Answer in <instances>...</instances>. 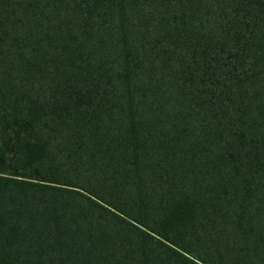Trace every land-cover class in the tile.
Masks as SVG:
<instances>
[{
    "label": "trees",
    "instance_id": "obj_1",
    "mask_svg": "<svg viewBox=\"0 0 264 264\" xmlns=\"http://www.w3.org/2000/svg\"><path fill=\"white\" fill-rule=\"evenodd\" d=\"M0 157V264H264V0H0Z\"/></svg>",
    "mask_w": 264,
    "mask_h": 264
},
{
    "label": "rangeland",
    "instance_id": "obj_2",
    "mask_svg": "<svg viewBox=\"0 0 264 264\" xmlns=\"http://www.w3.org/2000/svg\"><path fill=\"white\" fill-rule=\"evenodd\" d=\"M18 127V135L25 133V125L23 123H19ZM16 171L12 170L5 159L0 157V174H9V175H16Z\"/></svg>",
    "mask_w": 264,
    "mask_h": 264
}]
</instances>
